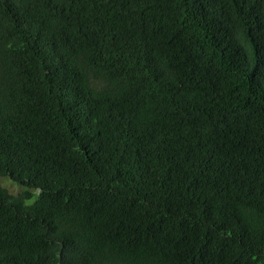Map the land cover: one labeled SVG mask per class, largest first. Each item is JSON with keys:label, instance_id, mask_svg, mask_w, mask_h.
<instances>
[{"label": "trees", "instance_id": "1", "mask_svg": "<svg viewBox=\"0 0 264 264\" xmlns=\"http://www.w3.org/2000/svg\"><path fill=\"white\" fill-rule=\"evenodd\" d=\"M0 264H264V0H0Z\"/></svg>", "mask_w": 264, "mask_h": 264}, {"label": "rangeland", "instance_id": "2", "mask_svg": "<svg viewBox=\"0 0 264 264\" xmlns=\"http://www.w3.org/2000/svg\"><path fill=\"white\" fill-rule=\"evenodd\" d=\"M0 185L5 187L11 194L17 195L21 192L22 188L9 179L0 178Z\"/></svg>", "mask_w": 264, "mask_h": 264}]
</instances>
